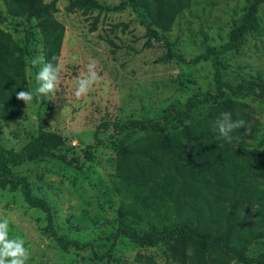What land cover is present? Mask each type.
Segmentation results:
<instances>
[{"label":"rangeland","instance_id":"1","mask_svg":"<svg viewBox=\"0 0 264 264\" xmlns=\"http://www.w3.org/2000/svg\"><path fill=\"white\" fill-rule=\"evenodd\" d=\"M42 1L63 27L57 61L63 66L61 91L53 100L37 97L29 107L23 102L14 122L0 120V146L17 150L39 129L63 138L54 153L64 159L23 162L11 170L26 180L32 195L48 203L56 233L76 246L60 249L44 231L45 214L29 207L18 189L5 187L0 188V218L10 220V238L25 240L31 253L27 264H179L166 242L139 246L115 236L119 197L111 174L116 148L129 136L101 124L156 116L170 104L182 105L191 94L212 92L210 51L228 39L250 0H192L158 39H147L136 4L127 0H94L109 10L86 13L68 11L69 0ZM3 16L0 0V28L21 40ZM256 19V30L219 56L223 76L233 82L264 80V3L257 7ZM29 51L25 74L27 90L34 91L39 66L33 67L31 60L41 53L38 45ZM89 59L97 61L102 80L77 99L76 80ZM231 95L226 96L252 107L260 138L264 102L249 94ZM261 250L264 231L252 240L247 254Z\"/></svg>","mask_w":264,"mask_h":264},{"label":"trees","instance_id":"2","mask_svg":"<svg viewBox=\"0 0 264 264\" xmlns=\"http://www.w3.org/2000/svg\"><path fill=\"white\" fill-rule=\"evenodd\" d=\"M127 1L136 4L147 39L162 37L192 2ZM262 3L250 0L228 39L216 52L210 51L212 92L191 94L182 105L170 104L156 116L101 124L117 135L129 136L116 148L111 174L119 197L115 236L139 246L166 242L179 264H264V250L247 254L252 240L264 231V132L256 136L260 128L252 107L226 96L249 94L264 102V80L233 82L223 76L219 59L256 30V11ZM3 5V18L21 35L16 41L0 28V120L14 122L23 103L16 93L27 90L25 66L30 48L38 45L45 59L56 64L63 27L42 0H3ZM66 8L82 13L109 10L94 0H69ZM226 111L234 119H244L248 129L247 134L244 129L233 133L240 139L231 144L217 139L212 131L213 121ZM62 143L59 134L39 129L17 150L0 146V188L18 189L29 207L41 210L44 231L60 249L67 250L76 243L56 233L48 203L32 195L26 180L13 176L11 170L23 162L64 159L54 153Z\"/></svg>","mask_w":264,"mask_h":264},{"label":"clouds","instance_id":"3","mask_svg":"<svg viewBox=\"0 0 264 264\" xmlns=\"http://www.w3.org/2000/svg\"><path fill=\"white\" fill-rule=\"evenodd\" d=\"M56 60L54 56L52 58ZM33 67L39 66V71L35 75L37 87L32 90H21L16 93V99L23 101L29 107L37 97H45L48 100L56 98L61 91L63 66L57 62L53 64L46 60L44 55H38L31 60ZM102 80L98 70V63L94 59H89L84 71L76 80L74 96L77 99L86 97L93 87ZM244 129L247 134L246 121L242 118L234 119L232 113L222 112L213 121L212 131L217 134V139L231 144L240 137L234 136L238 130ZM222 146V145H220ZM10 220L0 218V264H27L30 258V250L25 246L22 238H10Z\"/></svg>","mask_w":264,"mask_h":264}]
</instances>
